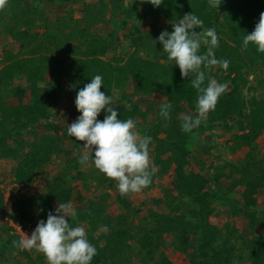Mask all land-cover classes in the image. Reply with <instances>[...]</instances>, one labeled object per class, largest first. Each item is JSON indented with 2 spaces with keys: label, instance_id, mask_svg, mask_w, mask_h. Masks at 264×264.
Segmentation results:
<instances>
[{
  "label": "trees",
  "instance_id": "16d2710c",
  "mask_svg": "<svg viewBox=\"0 0 264 264\" xmlns=\"http://www.w3.org/2000/svg\"><path fill=\"white\" fill-rule=\"evenodd\" d=\"M76 2H81L80 19L73 16L71 6L64 15L44 10L47 5ZM220 3L216 9L208 0H163L159 7L141 0H4L0 7V44L5 45L0 57V169L11 165L14 186H43L31 197L16 200L14 190L6 197L0 187V222L7 232L9 221L26 229V223L46 221L55 206L71 204L76 198L81 204L74 209L77 217L71 226L85 227L87 239L96 247L91 264H176L162 249L170 239L175 242L169 245L187 256L186 264H264V209L258 208L264 199V148L257 145L264 132V53L251 44L246 50L241 47L245 34L254 30L264 13V0ZM191 12L203 21L202 30L215 28L219 38L215 57L230 63L226 71L219 65L204 69L203 86L212 78L228 88L215 111L191 133H184L182 117H195L197 90L191 77L182 78L178 66L167 61L157 37L164 30L171 32L173 23ZM103 28L105 34L100 32ZM125 40L127 49L120 52L117 46ZM98 74L103 77L100 90L113 97L117 118L134 119L136 130L153 138L150 163L157 171L149 187L134 193L136 203L121 196L116 182L91 164L81 166L84 142L69 137L67 125L59 121L77 119L76 107L66 114L61 109L73 104L79 89ZM162 104L171 105L168 120L159 115ZM105 115L102 110L97 119ZM218 129L228 133L227 152L238 159L237 165L216 152ZM200 134L208 140L202 145L195 141ZM194 144L203 147L202 153ZM0 173V182L5 183L6 175ZM151 194L154 207L145 212L142 206ZM228 197L238 202L231 207L245 227L226 225L234 244L222 239L224 231L211 221L213 204L228 203ZM140 216L151 228L137 232ZM103 226L108 227L107 233ZM15 237V247L10 249L13 236H9L1 253L14 252L31 264L43 263V254L33 260L31 250L21 252L20 237Z\"/></svg>",
  "mask_w": 264,
  "mask_h": 264
},
{
  "label": "clouds",
  "instance_id": "9594fccd",
  "mask_svg": "<svg viewBox=\"0 0 264 264\" xmlns=\"http://www.w3.org/2000/svg\"><path fill=\"white\" fill-rule=\"evenodd\" d=\"M153 7H159L163 0H141ZM4 0H0V7ZM212 8H218L220 0H208ZM203 21L193 12L185 14L178 22L173 23L172 31H162L157 40L162 45L167 61L178 66L182 78L191 77V85L197 90L196 115L185 114L182 117L180 129L191 133L199 127L202 120L211 111H215L220 97L225 94L228 85L216 79L209 78L207 86L204 69L211 70L219 65L223 70L229 67L228 60L215 57V49L219 47V38L215 28L202 30ZM195 29H200L199 32ZM155 43V42H154ZM253 45L257 52L264 53V13L250 34H245L242 49ZM202 46L206 51L201 53ZM103 77L95 75L76 94L75 107L80 115L67 125V135L83 141L79 155L81 166H93L106 179L116 182V189L121 196L138 193L149 187L157 169L150 163V144L152 136L141 135L136 129V121L132 118L118 119L117 110L112 107L113 97L102 92ZM104 110L103 120L97 117ZM171 105L162 104L159 115L164 120L170 119ZM77 212L70 203H59L55 213L49 212L46 221L40 220L36 228L26 223V229L31 226V236L23 238L16 233L15 228L21 227L20 222L9 221L11 230L9 236H19L17 246L25 252L33 250L42 253L47 264H91L97 255V249L87 239L85 227L71 226ZM24 229V230H26ZM108 232V227L103 226Z\"/></svg>",
  "mask_w": 264,
  "mask_h": 264
},
{
  "label": "rangeland",
  "instance_id": "374dc122",
  "mask_svg": "<svg viewBox=\"0 0 264 264\" xmlns=\"http://www.w3.org/2000/svg\"><path fill=\"white\" fill-rule=\"evenodd\" d=\"M80 5H81V2H76V3H71L68 5H61V6L47 5L44 7V10L50 14L52 13V11H54V15H56V14L64 15L65 14V8L71 6V7H73V9H75L73 16L76 19H80L82 17V14L79 11V9H77ZM106 30L107 29L103 28L100 30V32L102 34H105ZM4 46H5L4 44H0V57L2 55L1 54L2 51L4 50ZM6 47L8 49L13 50V51L15 50L14 46H12L11 44H9V45L6 44ZM117 48L120 52L126 51V49H127L126 40L122 41L120 44H118ZM6 96L9 99V94L7 92H6ZM74 108H75V103H73L67 107L62 108L61 113L62 114L71 113L74 110ZM73 119L74 118H72V117H64V119H59V121H60V124L62 126H66V125H70L71 123H73ZM217 135H218V137H217L218 147L216 146V152L218 153L219 157L223 158L227 162H230L234 165H237L239 163L238 159L236 157L232 156L231 154H229V152H227L228 148L225 144V137L228 136V133H226L223 130L218 129ZM195 141H196V143H199L200 145H202V144L206 143V141H208V140L206 139V137H204V134H200V135L196 136ZM257 145L260 148H264V132L261 135V139L257 142ZM195 147L198 149L199 152L202 153V150H203L202 146H198V145L194 144V148ZM201 153H198V154H201ZM205 158L208 162L210 161L209 157H205ZM214 162H216V161L214 160ZM10 166L7 164L2 169H0V171L6 175L5 179H4L5 183L3 181L0 182V187L3 186L5 188L6 197L9 196V194H10V192H12V190H14L16 192V196H15L14 200L21 198L22 196H30L31 197V195L33 193H35L36 191L38 192V191L43 190V186L42 185L39 186L38 183L34 184L31 189L30 188L24 189V188H21V186H14L15 184L11 182V177L9 176L10 169H11ZM0 174H2V173H0ZM167 183H168V181L164 180V185ZM218 185H216V186L214 185L215 188L216 187L218 188ZM219 187H220V185H219ZM220 189L222 190V188H220ZM155 190L156 189H153L152 192H156ZM113 194L116 195V191H113ZM128 196L130 197L129 199L131 201H134L135 203L138 202L136 199L137 197L134 193L130 194ZM151 197H152V194L147 197L148 199H147L146 203L142 206L143 207L142 210H144L145 212H149L154 207L153 203L151 202ZM226 201H228V203L222 202V201H216L213 204V208L215 209V215L211 221L213 223L217 224L219 226V228L224 231V236L221 238L222 239H228V241L230 240L229 243L234 244L235 240L231 239L232 237L230 235L231 229L226 225H231L232 223H234V228L240 229V230L241 229L244 230L245 227L243 226L242 221L240 220L241 219L240 214H238L235 211V209H232L231 204H234V203L231 201L230 197H228V199ZM233 201H234V199H233ZM237 203L234 205H237ZM78 204H81V202L79 200H77L76 198H74L73 202L71 203V206L73 209H75L76 205H78ZM58 206H55L53 208V210H52L53 213H55V209ZM8 208L9 209L11 208L10 203L7 206V209ZM258 208L264 209V199H261V202L259 203ZM16 212H18V211H16ZM160 214H162V212L157 211V215L159 216ZM140 223L141 224L137 228V232H141L143 230H147V229L151 228L150 222L147 219H145V217L140 216ZM36 226H37V223H36V225H34V227L36 228ZM131 226H134V224H132ZM9 235L10 234H8L6 231V225L4 224L3 221H1L0 222V264H31V262H28L27 259H24L22 257L17 256L16 253H14V252H12V253L7 252L6 254L1 253L2 252L1 251L2 243H4L5 239L8 238ZM16 239H17L16 237L12 238V245H11L10 249L15 247L14 245H16ZM170 240H169V243L175 242L173 239H170ZM169 243L165 244L162 247L165 255H167L169 258H171L176 264H186L188 262L187 256L181 255L180 252H178L174 248L175 246L171 247V245H169ZM103 244H104V242H103ZM30 253H31V259H33V260H35L38 255H42V253L36 251L35 249L31 250ZM13 258H16L17 262H16V259L13 260ZM159 258H160V254H157L156 259H159ZM42 264H47L46 258ZM246 264H248V263H246Z\"/></svg>",
  "mask_w": 264,
  "mask_h": 264
},
{
  "label": "built area",
  "instance_id": "2783aa9c",
  "mask_svg": "<svg viewBox=\"0 0 264 264\" xmlns=\"http://www.w3.org/2000/svg\"><path fill=\"white\" fill-rule=\"evenodd\" d=\"M16 233H18L19 235H21V237L23 238L25 235L27 236H31L33 229L31 228V226H28L26 230L22 229L21 227H16L15 228ZM26 250V249H22L21 251Z\"/></svg>",
  "mask_w": 264,
  "mask_h": 264
},
{
  "label": "water",
  "instance_id": "95a60500",
  "mask_svg": "<svg viewBox=\"0 0 264 264\" xmlns=\"http://www.w3.org/2000/svg\"><path fill=\"white\" fill-rule=\"evenodd\" d=\"M251 78H252V76H251Z\"/></svg>",
  "mask_w": 264,
  "mask_h": 264
}]
</instances>
